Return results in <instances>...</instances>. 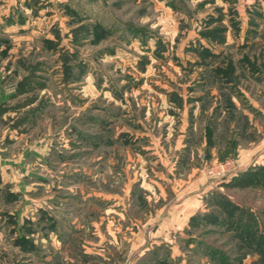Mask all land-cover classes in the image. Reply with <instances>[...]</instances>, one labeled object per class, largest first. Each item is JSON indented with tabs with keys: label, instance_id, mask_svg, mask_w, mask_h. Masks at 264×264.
<instances>
[{
	"label": "rangeland",
	"instance_id": "1",
	"mask_svg": "<svg viewBox=\"0 0 264 264\" xmlns=\"http://www.w3.org/2000/svg\"><path fill=\"white\" fill-rule=\"evenodd\" d=\"M3 100L0 264H264V0H0Z\"/></svg>",
	"mask_w": 264,
	"mask_h": 264
},
{
	"label": "trees",
	"instance_id": "2",
	"mask_svg": "<svg viewBox=\"0 0 264 264\" xmlns=\"http://www.w3.org/2000/svg\"><path fill=\"white\" fill-rule=\"evenodd\" d=\"M257 179H259L257 174H246L243 176V178L237 179L235 184H237V185H248L252 182H256Z\"/></svg>",
	"mask_w": 264,
	"mask_h": 264
},
{
	"label": "crops",
	"instance_id": "3",
	"mask_svg": "<svg viewBox=\"0 0 264 264\" xmlns=\"http://www.w3.org/2000/svg\"><path fill=\"white\" fill-rule=\"evenodd\" d=\"M12 96H13V94H12ZM10 97H11V94H10ZM7 101V100H6ZM5 102V100H3V101H1L0 102V108H1V105H2V103H4ZM1 111V110H0Z\"/></svg>",
	"mask_w": 264,
	"mask_h": 264
}]
</instances>
